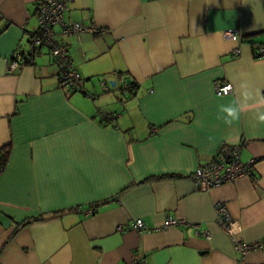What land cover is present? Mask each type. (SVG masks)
Segmentation results:
<instances>
[{
    "label": "crops",
    "instance_id": "crops-1",
    "mask_svg": "<svg viewBox=\"0 0 264 264\" xmlns=\"http://www.w3.org/2000/svg\"><path fill=\"white\" fill-rule=\"evenodd\" d=\"M37 1L0 0V264H238L213 207L227 205L244 240H264V57L224 31L264 44V0H68L65 18L92 30L54 29L83 80L69 95L46 49L7 70L31 50ZM216 80L233 91L217 95ZM234 102L247 107L228 127L217 115ZM222 143L254 159L252 174L198 190L190 172ZM168 215L210 237L116 229ZM239 264H264V248Z\"/></svg>",
    "mask_w": 264,
    "mask_h": 264
},
{
    "label": "built area",
    "instance_id": "built-area-1",
    "mask_svg": "<svg viewBox=\"0 0 264 264\" xmlns=\"http://www.w3.org/2000/svg\"><path fill=\"white\" fill-rule=\"evenodd\" d=\"M68 0H38L35 5L37 14V30L32 37L33 44L48 45L51 54L60 64V67H71V63L66 56L65 48L61 43L55 40V27H59L61 33L71 34L82 29L90 31V27H82L77 22L69 21L65 18V12ZM92 31V30H91ZM224 36L227 39L243 42L242 35L237 29H228L224 31ZM239 48H234V53H239ZM259 55L264 57V46L258 48ZM19 52L15 51L12 54L11 60L7 67L9 72L19 66ZM65 76L68 80V87L78 89L77 82L80 81V76L74 70L67 71ZM101 84L104 85V90L108 89V84L102 79ZM126 86V82L122 87ZM214 91L217 95H226L233 91V86L230 82L214 81ZM254 159L243 163L240 158V146L231 145L228 143L220 144L214 156L207 162L196 166L189 177L198 190L204 191L209 188L233 182L242 176L252 174ZM214 221L221 230H223L230 238L233 249L239 254L237 263H241L245 254L251 250L264 248V240L246 241L242 237V230L237 219L231 214L227 205L224 202H216L213 207ZM94 208L90 207L84 211L85 214H91ZM171 226H191L196 236H202L206 239L210 237V232L207 229H201L198 224H193L182 218H177L172 215L164 217L159 223L146 225L141 218H134L128 222L118 224L116 229L123 231L125 228L134 229L136 231H157Z\"/></svg>",
    "mask_w": 264,
    "mask_h": 264
},
{
    "label": "trees",
    "instance_id": "trees-1",
    "mask_svg": "<svg viewBox=\"0 0 264 264\" xmlns=\"http://www.w3.org/2000/svg\"><path fill=\"white\" fill-rule=\"evenodd\" d=\"M36 4H37V2H35V5ZM36 30H37V28L33 32L30 33V36H29V39H28L29 47H30L31 50H29L28 53H25V54L22 53V51L19 52V54H20L19 59H18V61L20 62L19 64L20 65L21 64H30L32 62L33 55H35L37 52L42 51L43 49H46L48 54L51 56L54 64L56 65L58 80H59L60 84L65 86L66 94L69 95V94H72L74 92L81 91L82 90V83H83V80H82L81 77L79 78V80H80L79 82L76 81L78 89H71L73 85L71 87L67 86V84H68L67 82H68L69 79L65 76V74H67V71H69V70H74L73 64L71 63V61H70V63H71V67L70 68L67 69L66 67H60V64L57 61V59L54 58L53 55L51 54L48 45L45 46L43 44L38 45V44H33L32 43V37L36 33ZM54 37H55V34H54ZM242 38H243V41H248L250 43V45L252 46V49L254 50V53H255L254 55L257 58L261 57L259 55L258 48L261 47V46H264V44L256 43L255 41L253 42L252 39H250V37L246 36V35H244V36L242 35ZM55 40L62 44V46L65 48L66 56L70 60L69 50H68L67 45L65 43H63V42H60L58 39H56V37H55ZM19 49H20V47L17 48V51H19ZM135 87H136L135 82L132 81V80H129L128 82H126V86L125 87H121V94L124 95V96H130L131 94L134 93ZM108 89H110V86H108ZM108 89H106V90H108ZM106 90H104V91H106ZM84 93L86 95H90L87 92H84ZM115 119H116V117L110 116L108 120H115ZM9 153H10L9 145H4V146L0 147V172L4 169V167H5V165H6L7 161H8ZM37 219H38V217L34 218V220H37Z\"/></svg>",
    "mask_w": 264,
    "mask_h": 264
},
{
    "label": "clouds",
    "instance_id": "clouds-1",
    "mask_svg": "<svg viewBox=\"0 0 264 264\" xmlns=\"http://www.w3.org/2000/svg\"><path fill=\"white\" fill-rule=\"evenodd\" d=\"M245 100L249 99L250 96L247 92L244 94ZM259 106H264V99L259 101ZM247 107L246 104L232 103L228 106L221 105L219 107V113L217 119L223 120L224 124L231 127L235 122L239 121L241 118V113ZM256 119L261 124H264V111L258 110L256 113Z\"/></svg>",
    "mask_w": 264,
    "mask_h": 264
},
{
    "label": "water",
    "instance_id": "water-1",
    "mask_svg": "<svg viewBox=\"0 0 264 264\" xmlns=\"http://www.w3.org/2000/svg\"><path fill=\"white\" fill-rule=\"evenodd\" d=\"M111 85L113 86L114 85V82H111Z\"/></svg>",
    "mask_w": 264,
    "mask_h": 264
}]
</instances>
